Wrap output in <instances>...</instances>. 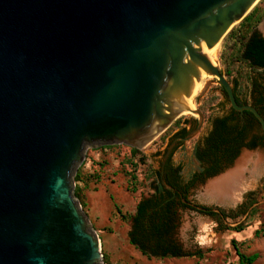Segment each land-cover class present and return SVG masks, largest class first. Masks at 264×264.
<instances>
[{"label":"water","instance_id":"95a60500","mask_svg":"<svg viewBox=\"0 0 264 264\" xmlns=\"http://www.w3.org/2000/svg\"><path fill=\"white\" fill-rule=\"evenodd\" d=\"M259 1L0 0V264H104L74 193L85 148L142 150L204 75L264 130L216 68Z\"/></svg>","mask_w":264,"mask_h":264},{"label":"rangeland","instance_id":"374dc122","mask_svg":"<svg viewBox=\"0 0 264 264\" xmlns=\"http://www.w3.org/2000/svg\"><path fill=\"white\" fill-rule=\"evenodd\" d=\"M255 7L251 24L253 26L255 21L260 19L254 29L259 34H264V18L261 20L264 16V0H260ZM239 24L233 27L232 30L235 31V34L231 38L228 37V34L232 30L220 42L216 64L222 75L229 82L233 81L230 84L237 88L240 100L246 101L249 99L248 92L251 88V81L255 78L259 80L264 78V73L253 72L245 64L235 61L240 47L239 36L241 33H246L244 27L240 28ZM252 78L253 80H251ZM207 82L204 79L202 87ZM220 88L217 79L214 78L204 88L205 90L202 91L201 88V92L193 98L194 110L200 111L207 121L217 112L229 109L228 102L223 99ZM194 119H198V117L194 115L181 116L158 138L142 150H138V155L133 158L130 148L123 145L108 148H85L84 160L73 177L74 193L77 189L79 192V200H77L80 207L87 215L92 229L99 238L100 253L104 264H237V257L230 245L231 240H235L239 250L246 255L262 251L264 245V173L257 179L255 187L249 190L255 191V195L249 199L243 195L240 203L234 207L222 208L216 205H207L201 201L203 187L209 180L191 192L190 206L209 209L214 213L221 211L229 216L225 221L219 223L214 218L198 214L195 210L180 215L181 222L185 224L177 241L184 251L199 252V257L151 259L142 256L128 243L129 216L134 213L140 199L149 195L150 184L156 178L154 173L159 169L166 144L178 128ZM207 123L203 124L205 125L204 132L208 127ZM195 142L196 138L187 142L172 159L174 164L183 168L185 175H190L198 168V163L193 156ZM244 152L247 151H243L242 154ZM250 153H260L264 157L263 151L257 150ZM138 158L143 159V164L134 168L132 164H135ZM233 167L234 165L230 169ZM77 173L80 176L79 181H75ZM128 175H133L136 178V181L131 182V185H128ZM115 206L124 216V220L117 213ZM198 218H205L209 221L201 227L204 231H199L197 223H195ZM237 228H241L243 231L238 234L234 231ZM254 231L258 232L256 236L253 234ZM202 232L209 234L210 238H202ZM245 233L252 235L248 240L242 242L241 237ZM254 264H263V262L257 260Z\"/></svg>","mask_w":264,"mask_h":264},{"label":"flooded vegetation","instance_id":"af4514ba","mask_svg":"<svg viewBox=\"0 0 264 264\" xmlns=\"http://www.w3.org/2000/svg\"><path fill=\"white\" fill-rule=\"evenodd\" d=\"M254 81L255 83L253 82L248 92L249 99L242 101L236 95L238 98L236 103L238 106L254 108L264 121V78ZM232 90L234 93L237 88L232 85ZM220 92L223 99L228 102L229 109L217 112L212 115L209 121L204 118L203 124L208 122L206 132H204L205 125L202 124L200 131L194 137L196 142L193 156L198 163L197 170L190 175H185L183 168L172 161L175 154L187 143L181 139H185L198 127V119H194L192 122L187 121L171 135L159 165V185H151L149 195L142 197L144 202L142 208L145 211L151 209V205L148 203L161 202L163 207L161 213L166 219V224L161 226V230L173 236L176 242L175 236L180 226V215L193 211L190 208H185L186 205L191 204V192L198 186L204 185L207 180L214 179L230 169L243 151L264 152V130L260 122L250 111H235L230 106L222 87ZM170 146H172L171 151L166 156ZM244 195L246 199L252 198L255 191H249ZM144 224L143 230L148 237L160 230V221L147 216L144 217Z\"/></svg>","mask_w":264,"mask_h":264},{"label":"trees","instance_id":"16d2710c","mask_svg":"<svg viewBox=\"0 0 264 264\" xmlns=\"http://www.w3.org/2000/svg\"><path fill=\"white\" fill-rule=\"evenodd\" d=\"M255 10L256 7L239 24L240 28L244 27L246 33H241L239 36L238 41L240 47H239L238 55L235 57V61L245 64L253 72L260 71L264 73V37L260 36V34H258V32L254 29L255 25L260 22V19L258 21H255L253 26L251 24V19L253 18V14ZM263 18L264 16L261 18V20ZM234 34L235 31L232 30L228 34V37L231 38V36H233ZM252 82L255 83L254 80ZM230 83L232 84L233 81H230ZM234 95H235V100L238 101V98L236 96L237 90L236 92H234ZM108 147L111 146H106L103 148H108ZM130 152L132 158L138 155V150L136 149L130 148ZM142 164H143V159L138 158L137 162L132 165L134 168H136L137 166H140ZM158 174L159 172L154 173V176L156 178L150 185L153 184L159 185ZM125 175H127L126 172ZM79 179L80 176L79 173H77L75 176V181H79ZM134 181H136V178L133 175L129 176L128 185H131V182ZM75 196L79 200V192L77 191V189H75ZM143 204L144 202L142 201L141 198L135 207L134 215L129 216V220L132 221V226L127 232V238H128V243L132 247L138 250L142 254V256H145L147 258L178 259V258H194L200 256L199 252L189 253L184 251L181 245H179L178 242L175 241L173 236L167 234L166 231L161 230V226L166 224V219L164 215L161 213V209L163 208L161 202L153 201L148 203L149 205H151V209L148 211H145L144 208H142ZM186 206L187 207L185 208H190L191 210H195L198 214H203L205 216L214 218L219 223L225 221L229 217L228 215L224 214L221 211H217V213H214L209 209L192 207L190 205H186ZM115 209L117 213L120 215L121 219L124 220L125 218L124 216L121 215L117 206H115ZM146 216L154 220L160 221V230H158L157 233H154V235H150L149 237L148 235L145 234L143 230V227H145L144 217ZM234 231L240 233L243 231V229L237 228ZM254 234L256 236L258 232L256 231ZM230 245L235 252V256L237 257V264H254L257 261L258 259L257 254L246 255L242 253L239 250L238 244L235 240H231Z\"/></svg>","mask_w":264,"mask_h":264},{"label":"bare ground","instance_id":"6f19581e","mask_svg":"<svg viewBox=\"0 0 264 264\" xmlns=\"http://www.w3.org/2000/svg\"><path fill=\"white\" fill-rule=\"evenodd\" d=\"M204 79L209 81L211 76L204 75L201 78L192 95L186 101L188 109L182 112V116H197L193 114L196 111L193 107V98L201 92V88L202 91L204 90L202 87ZM263 173L264 157L260 153L244 152L232 169L206 183L201 194V201L207 205H216L222 208L234 207L240 203L247 191L255 187L257 179L262 177Z\"/></svg>","mask_w":264,"mask_h":264},{"label":"crops","instance_id":"0c3cea01","mask_svg":"<svg viewBox=\"0 0 264 264\" xmlns=\"http://www.w3.org/2000/svg\"><path fill=\"white\" fill-rule=\"evenodd\" d=\"M259 34V33H258ZM260 36H262V37H264V34H260ZM256 79V78H255ZM254 79V80H255ZM251 80H253V78L251 79ZM252 81H251V85H252ZM250 85V86H251ZM160 171V167H159V169L158 170H156V173L157 172H159ZM150 187H151V185H150ZM150 190V189H149ZM131 215H133V213L131 214ZM200 215H202V216H204V217H208V216H205V215H203V214H200ZM209 221L208 220H206L205 218H198L197 219V221H195V223H197V226H198V228H199V231H201L202 230V226L203 225H205V223H208ZM181 226H179V228H178V230H177V235L175 236V238L177 239L178 238V235H180L181 234V229H184V224L185 223H183V222H181L180 221V223H179ZM186 225H187V223H186ZM131 226H132V221L131 220H129V223H128V230L131 228ZM202 231H204V230H202ZM256 231H254V233H255ZM241 233V232H240ZM240 233H238V234H240ZM253 233V234H254ZM203 235H204V237H203ZM252 234L251 233H245L244 235H242V237H241V241L242 242H244L246 239L248 240V238L251 236ZM201 237L202 238H205V239H208V238H210V236H209V234H207L206 232H202V235H201ZM207 241H209V240H207ZM210 241L212 242V238L210 239ZM178 242V241H177ZM178 244L180 245V243L178 242ZM135 249V248H134ZM136 250V249H135ZM138 251V250H137ZM141 254V253H140ZM253 254H257L258 255V261L259 262H263V264H264V245H263V249H262V251H260V252H255V253H253ZM142 255V254H141ZM151 259H155V258H151ZM166 259H175V258H166ZM178 259H180V258H178ZM160 260H163V259H160Z\"/></svg>","mask_w":264,"mask_h":264}]
</instances>
